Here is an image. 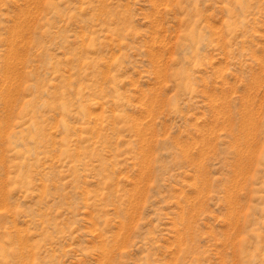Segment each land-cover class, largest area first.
Returning a JSON list of instances; mask_svg holds the SVG:
<instances>
[{"label": "rangeland", "instance_id": "rangeland-1", "mask_svg": "<svg viewBox=\"0 0 264 264\" xmlns=\"http://www.w3.org/2000/svg\"><path fill=\"white\" fill-rule=\"evenodd\" d=\"M0 264H264V0H0Z\"/></svg>", "mask_w": 264, "mask_h": 264}, {"label": "bare ground", "instance_id": "bare-ground-1", "mask_svg": "<svg viewBox=\"0 0 264 264\" xmlns=\"http://www.w3.org/2000/svg\"><path fill=\"white\" fill-rule=\"evenodd\" d=\"M252 120H253V119H252ZM252 120H251V121H252Z\"/></svg>", "mask_w": 264, "mask_h": 264}]
</instances>
